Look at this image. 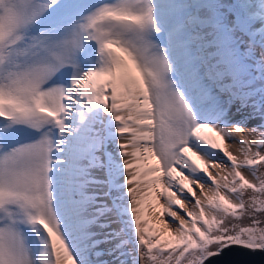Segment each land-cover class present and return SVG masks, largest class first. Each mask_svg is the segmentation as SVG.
<instances>
[{"label": "snow or ice", "instance_id": "1", "mask_svg": "<svg viewBox=\"0 0 264 264\" xmlns=\"http://www.w3.org/2000/svg\"><path fill=\"white\" fill-rule=\"evenodd\" d=\"M233 247L264 253V0H0V264Z\"/></svg>", "mask_w": 264, "mask_h": 264}, {"label": "water", "instance_id": "2", "mask_svg": "<svg viewBox=\"0 0 264 264\" xmlns=\"http://www.w3.org/2000/svg\"><path fill=\"white\" fill-rule=\"evenodd\" d=\"M262 260H264V253H253L233 247L227 250L223 256L209 260L208 264H261Z\"/></svg>", "mask_w": 264, "mask_h": 264}, {"label": "bare ground", "instance_id": "3", "mask_svg": "<svg viewBox=\"0 0 264 264\" xmlns=\"http://www.w3.org/2000/svg\"><path fill=\"white\" fill-rule=\"evenodd\" d=\"M254 124H256V120L250 121L249 122V128H251ZM245 134L246 135L248 134L247 130L245 131ZM238 149H239V144H233L230 147V151H233V153L237 154V155H239ZM219 171H220L219 169L213 170V174L215 175ZM197 194L199 195V192H197ZM189 207H191V205H189Z\"/></svg>", "mask_w": 264, "mask_h": 264}, {"label": "rangeland", "instance_id": "4", "mask_svg": "<svg viewBox=\"0 0 264 264\" xmlns=\"http://www.w3.org/2000/svg\"><path fill=\"white\" fill-rule=\"evenodd\" d=\"M257 123H259V120H258V119H256V124H257ZM254 125H255V124H254ZM245 223H247V221H245Z\"/></svg>", "mask_w": 264, "mask_h": 264}]
</instances>
